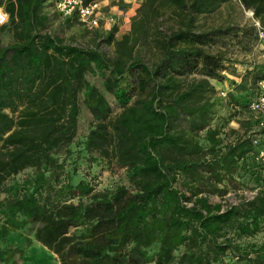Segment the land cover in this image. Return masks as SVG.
<instances>
[{
  "label": "trees",
  "instance_id": "1",
  "mask_svg": "<svg viewBox=\"0 0 264 264\" xmlns=\"http://www.w3.org/2000/svg\"><path fill=\"white\" fill-rule=\"evenodd\" d=\"M53 1L0 0V263L21 251L9 234L29 227L58 264H220L234 247L218 240L225 229L250 235L264 221V177L246 135L264 65L227 81L224 97L210 84L234 74L229 58L251 50L252 27H196L227 0H143L118 39L111 28L64 44L50 31ZM238 2L264 25V0ZM166 10L176 22L162 28ZM99 160L124 182L96 188L89 167ZM247 182L260 185L249 202L220 211L209 199Z\"/></svg>",
  "mask_w": 264,
  "mask_h": 264
},
{
  "label": "rangeland",
  "instance_id": "2",
  "mask_svg": "<svg viewBox=\"0 0 264 264\" xmlns=\"http://www.w3.org/2000/svg\"><path fill=\"white\" fill-rule=\"evenodd\" d=\"M101 1V0H100ZM143 0H113L109 2V5L102 6L101 12L104 19H110L111 22L100 21L95 28H86L83 25L79 24L77 21L71 22V27L69 29L60 28L61 21L63 20L59 16L53 19L50 25V31L53 34L58 35L64 44H77L80 46L88 45L92 40L93 33L98 32H107L111 28H115L114 39H118L121 35L126 34L129 30V21L131 17L135 14V9ZM125 6L123 10L118 8ZM48 13H54L52 6L47 7ZM176 22V19L169 11H164L161 16V21L159 26L166 28L173 26ZM196 27L201 31H207L215 28H224V27H235L241 28L244 26H249L248 20L246 19L244 13L238 7V4L235 0H227L222 3L213 13L207 16H200L196 18L195 21ZM153 33H150L152 36ZM7 38L3 37V41ZM215 48L212 49V52H215ZM242 53L235 54L234 58L236 62L233 63L231 68L234 70V74L230 75L227 79L232 80L238 74H240L241 67L246 65V61L241 57ZM140 55L147 62L150 61V53L144 50H140ZM87 81L94 84L98 87V80L94 77L87 76ZM210 84L213 85L215 90L228 88V82L223 81L220 84L210 81ZM107 100L110 102L112 107V115L117 112V108L114 105V102L110 97L107 96ZM9 116L11 115L8 109L3 110ZM219 114H225L224 111H219ZM247 116V113H239L232 120L228 122V126L232 128L237 127V122L242 119V117ZM86 115L84 112L81 113V116L78 120V134L84 133L85 130V119ZM78 164L80 165V172H76L73 176V180L79 178L84 171L85 162L79 160ZM29 172V169H25L22 172L18 173L15 178H21L25 173ZM90 176H95L96 188H110L117 183L124 182L123 170L117 168L112 164L105 163L104 160L94 161L90 164L89 167ZM250 184L247 182V185ZM2 194H0V199ZM25 238L30 239V243L25 242ZM9 239L13 245L21 249L20 252H14L9 261L3 262L0 264H55V260L52 257V254L44 248L39 243L32 241V234L29 227L20 229L18 231L11 232L9 234Z\"/></svg>",
  "mask_w": 264,
  "mask_h": 264
},
{
  "label": "built area",
  "instance_id": "3",
  "mask_svg": "<svg viewBox=\"0 0 264 264\" xmlns=\"http://www.w3.org/2000/svg\"><path fill=\"white\" fill-rule=\"evenodd\" d=\"M235 1L254 32V43L251 46V50L241 54V57L246 61V65L241 67L240 74L232 78L233 82L238 83L240 76L245 70H249L255 65H264V25L253 18L251 10L243 9L238 0ZM102 6H104L102 0H54L52 3L54 13L60 18L75 17L76 21L86 28H95L100 21L111 22L110 19H104L101 12ZM0 16L3 17V20L0 21V25H2L6 21V16L1 10ZM235 57L236 55L234 54L229 60L236 62ZM220 74L229 81L227 77L230 78V75L226 71H222ZM227 90L228 88L224 90L218 89L217 95L224 97ZM247 112L250 127L246 131V135L252 146V151L248 153L249 161L259 168L261 175L264 177V79L255 84L252 95L248 100ZM259 190L260 185L256 184L240 186L227 189L221 196L210 195L209 199L212 202H217L220 205L219 210L222 211L240 202L251 201ZM189 204L187 203V205ZM223 237L230 238L234 247L233 249L224 250L220 257V264H264V221L260 222L257 230L250 235H234L233 229H225L218 240Z\"/></svg>",
  "mask_w": 264,
  "mask_h": 264
},
{
  "label": "crops",
  "instance_id": "4",
  "mask_svg": "<svg viewBox=\"0 0 264 264\" xmlns=\"http://www.w3.org/2000/svg\"><path fill=\"white\" fill-rule=\"evenodd\" d=\"M110 1H113V0H102V4L105 6V5H109V2ZM32 241H34L33 239H32ZM34 242H36V241H34ZM37 243V242H36ZM51 253V252H50ZM52 254V253H51ZM52 257H53V259L55 260V264H58V262H57V260H56V258H55V256H54V254H52ZM150 264V263H149Z\"/></svg>",
  "mask_w": 264,
  "mask_h": 264
},
{
  "label": "clouds",
  "instance_id": "5",
  "mask_svg": "<svg viewBox=\"0 0 264 264\" xmlns=\"http://www.w3.org/2000/svg\"><path fill=\"white\" fill-rule=\"evenodd\" d=\"M3 20V17L2 16H0V21H2Z\"/></svg>",
  "mask_w": 264,
  "mask_h": 264
}]
</instances>
